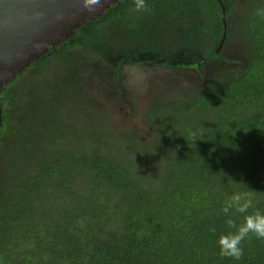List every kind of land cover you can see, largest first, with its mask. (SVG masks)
Returning <instances> with one entry per match:
<instances>
[{"label": "trees", "instance_id": "1", "mask_svg": "<svg viewBox=\"0 0 264 264\" xmlns=\"http://www.w3.org/2000/svg\"><path fill=\"white\" fill-rule=\"evenodd\" d=\"M146 2L147 12L116 2L1 88L0 264H264V240H244L239 260L216 244L235 231L221 212L231 195L253 199L231 217L237 225L264 213V0ZM49 61L61 82L19 83ZM131 64L194 72L187 90L147 97L148 146L136 143L142 129L126 134L114 122L102 141L87 134L85 148L55 113L38 111L39 99L70 97L113 120L104 105L114 91L132 110L118 82ZM91 69L112 92L91 84ZM192 133L199 140L188 142ZM112 137L129 151L122 159L104 148ZM141 161L148 173L132 171Z\"/></svg>", "mask_w": 264, "mask_h": 264}, {"label": "rangeland", "instance_id": "2", "mask_svg": "<svg viewBox=\"0 0 264 264\" xmlns=\"http://www.w3.org/2000/svg\"><path fill=\"white\" fill-rule=\"evenodd\" d=\"M230 52H232V49H230ZM55 66H58V64L49 61L46 67L34 69L27 76H25V73V77L23 76L19 83L25 84L32 78L44 79V86H47L50 83L54 84L57 82H61L65 74L63 71L55 69ZM108 71L111 73V79L109 82L114 85L112 83V71L111 69H109ZM89 72V76H93V78H91V84L95 86H101V89H104L105 84L101 85L102 80L100 77L104 74V71H94L91 69ZM41 74L44 75L41 76ZM83 74H81V77ZM192 75H194L193 71H182L179 69L166 68L162 66L160 67L138 64L121 66L119 68L118 82L124 90V98H126L127 102L132 105V110H128L127 105L118 102V95L114 91L112 94L113 101H109V103H105L104 105L105 107L107 106L109 108V111L113 116V120H111L106 115H96L93 112L88 114V112L85 111L84 105L77 102L78 98H59L58 96L56 104L52 106V101L47 100L46 104L44 99H39L40 102L36 105L38 107V111L55 113L58 116V120H60L65 125H69V134L74 135L72 138L76 140V143L79 144L80 142H82V145L85 148L91 146L89 140L86 139L87 134H95L94 136L96 137L100 135V140L102 141L101 134H105L107 130H109V128L112 129L110 126H113L114 122L115 126H118L119 128L118 132L123 131L126 132V134H128L129 132L138 133L142 129L144 133L139 136V141L136 140V143L137 145H142V142L147 141L145 143L147 144L146 146H148L150 139L148 137L150 127L143 125L144 114L148 108L147 97L150 96L152 98H158L159 92L166 91L170 88L175 93H180V89L187 90L189 87H191L190 85L193 79ZM187 76L190 77L187 78ZM15 91L17 93L20 92L21 94H26L24 93V87L18 86V89L15 88ZM104 91L112 92V90H108V88L104 89ZM1 143L2 145H0V149H2L3 147V142ZM106 144L107 147H104L105 150L110 149L109 152L118 159H122L126 156L127 152L129 153V151L125 152L124 146H121V148L119 147V140H117L116 137H112L111 139H109ZM17 159L18 154H16L15 156V160ZM131 160L132 159H124L123 162H125L129 166V162ZM137 160L138 159H135V161ZM148 166L149 165H146L141 161L139 167H136L132 171L138 172L137 174H145L149 172ZM139 168L141 169L142 173L139 171ZM81 175L82 174H78L77 176L80 177ZM63 196L64 195H62V197L60 198H55V202H51V204L61 205L63 202ZM65 205L75 206V202L71 197H69Z\"/></svg>", "mask_w": 264, "mask_h": 264}, {"label": "water", "instance_id": "3", "mask_svg": "<svg viewBox=\"0 0 264 264\" xmlns=\"http://www.w3.org/2000/svg\"><path fill=\"white\" fill-rule=\"evenodd\" d=\"M118 1L101 0L97 10L89 13L81 0H0V90L31 62ZM223 13L221 8L224 27Z\"/></svg>", "mask_w": 264, "mask_h": 264}, {"label": "clouds", "instance_id": "4", "mask_svg": "<svg viewBox=\"0 0 264 264\" xmlns=\"http://www.w3.org/2000/svg\"><path fill=\"white\" fill-rule=\"evenodd\" d=\"M82 7L89 13H94L101 5V0H81ZM133 11L147 12L149 11L146 0H133ZM258 15H264V10H260ZM199 140L196 133L191 134L188 142ZM191 144V143H190ZM195 147L194 144H191ZM254 208L253 199L249 193H235L225 202L221 208V212L228 217L225 223L234 232L221 234L216 241L221 257H227L235 260L241 259L244 255L242 242L251 236L264 240V213L255 210L250 214L244 215L243 222L237 225L231 218L235 214L249 213ZM215 232V229H211Z\"/></svg>", "mask_w": 264, "mask_h": 264}]
</instances>
